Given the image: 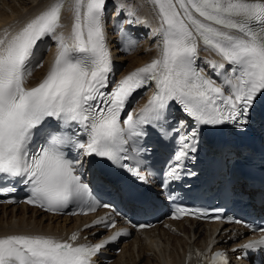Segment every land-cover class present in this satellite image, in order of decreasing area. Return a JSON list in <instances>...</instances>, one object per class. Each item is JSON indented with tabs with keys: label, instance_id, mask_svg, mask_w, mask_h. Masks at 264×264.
Wrapping results in <instances>:
<instances>
[{
	"label": "snow or ice",
	"instance_id": "6c2138e0",
	"mask_svg": "<svg viewBox=\"0 0 264 264\" xmlns=\"http://www.w3.org/2000/svg\"><path fill=\"white\" fill-rule=\"evenodd\" d=\"M150 3L159 21L155 29L159 55L112 83L110 91L113 62L105 30L106 0H51L17 31L0 36V174L25 184L30 193L26 203L49 212H61L70 205L88 211L111 209L112 205L96 200L78 174L83 163L68 159L65 149L106 159L143 179L139 168L141 153L146 151L141 145L148 134L146 126L166 136L162 122L170 103L175 102L196 125L179 138L162 184L167 188L169 179L180 178L189 152L196 151V126L243 124L242 117L258 95L264 94V0ZM66 4L73 13L67 36L62 31ZM44 38L54 39L58 51L43 80L29 88L25 84L32 72L27 65ZM135 44L128 41L129 48ZM201 50L221 58L207 61L214 71L225 70L221 84L197 68ZM35 67H43V61ZM151 83L155 84L154 95L135 116L128 112L122 124L121 113L133 93ZM184 124L181 121V127ZM37 138L42 143L31 151ZM133 160L134 165L123 163ZM189 214L207 215L179 208L174 218ZM101 225L115 228L116 221L105 217L85 227ZM254 230L264 233V227ZM123 234L117 231L95 244L77 243L79 232L66 240L43 234L4 235L0 236V264H95L101 249ZM241 248L264 250V235ZM200 255L208 264H229L224 251L213 253L209 248Z\"/></svg>",
	"mask_w": 264,
	"mask_h": 264
},
{
	"label": "bare ground",
	"instance_id": "6f19581e",
	"mask_svg": "<svg viewBox=\"0 0 264 264\" xmlns=\"http://www.w3.org/2000/svg\"><path fill=\"white\" fill-rule=\"evenodd\" d=\"M50 2H51V0H33V3L31 5V7H30V10H28V12H26V13L21 14V16H14V15H11L10 16L8 14H5L3 16H0V33L2 35L5 33V31H8L9 33H14L19 28H21L24 24H26L29 20H31L32 18H34L35 17L34 15H37V13H39L40 11H42L46 7V5H48ZM113 2L115 4H113ZM138 2H139V5H141V6H139L135 11L134 10L133 11L131 10L132 12H135L136 13V16L135 17H132L131 16L132 18H130V21H132L134 24H136L138 26L141 25L142 27H144V31L147 32V35H149V37H151L153 39L152 40V43H153V49H152V51H150V53L147 52V54L144 55V56L137 57L136 60H135L139 64V66H138V68H139V67L144 66L146 63H149L150 62L149 61L150 58H152L153 56L155 58L158 57L160 50L158 48L159 38L155 34V29L159 25V21H158L157 14L153 10V6L151 5L150 0H138ZM142 5L143 6L145 5L144 6L145 9H143V6ZM115 6H117V11L119 13L120 12L122 13L124 11L125 5H124L123 0H106V5H105L104 13L107 10V8H112V7H115ZM143 11H145V12H143ZM67 12L69 13V15H66ZM72 20H73V16H72V11H71V5L70 4H66L65 10L63 12V23L66 25V27L62 30L65 33L66 36L68 34H70V32H71ZM139 21H147V23H140ZM112 53L117 56L116 50L113 49L112 50ZM199 55L201 56V60L199 58V60H200V67L202 68V70L210 78L215 79L217 77H219V78H223L224 77L225 70L217 69V70L214 71L212 69V67H210V65L207 63V61H209V60H218L219 61L221 59L219 56H217L214 52H211V51H203V50H201L199 52ZM131 56L129 58H131ZM129 58H127V59H129ZM118 59H116V61ZM225 67H226V69L229 68L227 65ZM46 68H47V65L45 67L44 66L43 67H38V69H37V75H38V77L37 78H42L43 77L44 73L47 72V69ZM128 70L129 69H127V70L124 69V71H122L120 73L121 76L125 75L128 72ZM34 79L35 78H33V77L31 78V75H30L29 76V79H27V81H28V83L33 84V83H35V82H37L39 80V79H35V80ZM15 209H17V208H15V207L10 208L11 213H14L15 214ZM0 210L8 211V208H6L5 206H0ZM19 210H21V211L17 214V212ZM30 210H32L33 212H36L37 213V211L34 210V209H32V208H22V207H18V209L16 210L15 216H17V215L23 216V214H24L25 211H30ZM11 218H13V217H11ZM59 218L58 217H53V219H55V220H59ZM64 219H65V222L68 221V218H64ZM25 220H26V218H25ZM37 223H40V222L37 221ZM58 223H59V221L56 224H58ZM23 224H25V223L24 222H21L20 219H18L17 222L9 223L8 226H0V236H4L6 234H11V233H24V232H27V231L39 230V227L41 225L40 224V225H37V226H34L33 227L31 224H25V225H23ZM171 224H176L177 225V228H180L181 232H183V234H185V236H183L181 238V240H180L181 241L180 242L181 245L177 248V250H176L177 253L175 252V259H173L172 262L162 259L163 262L158 261L156 264H173V263H178V256L180 254V250L182 248H184L187 245V243H188L187 237H189V238L192 239V234H191V230L189 228L188 223H185V222H171V223H169V225H171ZM64 225H65V223H64ZM42 228H43V230L46 229L47 231L51 230V228H45V226H43ZM215 228H217V227H215ZM158 229H159L158 230V233L156 232L157 229L150 230V231H147V233H145V234L149 235V238H146L144 240L145 244H143L146 249L150 250L151 247H154L151 244L152 243V240L148 244H147V242H148V240L150 241V238H152L155 235H159L157 237H160V238L162 237V235L169 236V238L173 234L174 235H179L178 234L179 232H177L176 230H172V229L161 230V228H158ZM54 234H56V233H54ZM56 235H58V234H56ZM140 238H141L140 236L139 237H136V239L133 240L131 243L126 244L123 250H125L126 248H128L129 245L136 244L135 242L138 239H140ZM139 243H140V241H139ZM141 247H143V246H141ZM159 251H160V249H159ZM140 260H141L140 259V254L138 255V257H136V255H134L132 253L131 255H129V258H127V262H128L127 264H140V262H141Z\"/></svg>",
	"mask_w": 264,
	"mask_h": 264
},
{
	"label": "rangeland",
	"instance_id": "374dc122",
	"mask_svg": "<svg viewBox=\"0 0 264 264\" xmlns=\"http://www.w3.org/2000/svg\"><path fill=\"white\" fill-rule=\"evenodd\" d=\"M123 2H124V5H125V1L124 0H123ZM134 2L137 3L138 0H134ZM32 3H33V0H0V16H3L5 14H8L10 16L11 15L21 16V14L26 13V12H28V10H30V7H31ZM137 4H139V2ZM144 6H143V9H145ZM143 12H145V11H143ZM151 42H152V40H147V41L143 42V44L141 46V49L139 51L135 52L134 56L129 58V60L127 59L128 62H127V64H125L126 66L124 67L125 70L131 68L129 71H132V70H135L134 69L135 67L139 66V64L135 60H136L137 57L144 56V55L147 54L148 51H150V49L153 46V44H150ZM118 60H120V59H118ZM36 77H37V75L34 76V78H36ZM36 79H39V78H36ZM10 208H12V207H10ZM10 208H8V211L0 210V226H8L9 223L17 222L18 219H20V221L24 222L25 224H30V222L27 220L28 217L31 218V219L32 218L36 219V221L42 223L43 219L45 218L44 215L41 216V214L33 212L32 210L25 211L23 216H20V215L15 216L16 210L18 208L15 209V214L11 213ZM20 211L21 210H19L17 212V214ZM27 215H28V217H26ZM11 217H13V218H11ZM25 218H26L27 221L25 220ZM47 219H50L51 222H46L45 221L46 223H44L43 226H46L48 224H50L52 226V223H54L56 225V223L58 221L61 222L62 220L65 222L64 218L63 219L59 218V220H55V219H53V217H47ZM25 224H23V225H25ZM43 226L40 225L39 229H41ZM182 237H183V234H179V235H174L173 234V235H171L170 238H169V236L162 235L161 238L162 239L164 238L165 243H161L160 241L155 239V241H153L151 243L154 246V247H151V249H150L151 251L144 247L143 244H145V242H143V241L142 242L140 241L139 247H137V248H135V246H137V243L129 245V247L125 249V252H123L122 254L116 255L115 260L112 261L111 264H127L128 263L127 262V258H129V255H131L132 253L134 255H136V257H138V255L140 254V259H141L140 260L141 261L140 264H156L158 261L161 260L160 259L161 256H162V259H164L165 257H166V259H167V257H171V259L167 260V261L172 262V260L175 259V252H176L177 248L181 245L180 244V242H181L180 240H181ZM131 246L134 247L135 249L134 250H130ZM141 246H143V247H141ZM159 246H161L164 249V254H162L159 251V249H158ZM163 255H165V256L163 257Z\"/></svg>",
	"mask_w": 264,
	"mask_h": 264
}]
</instances>
